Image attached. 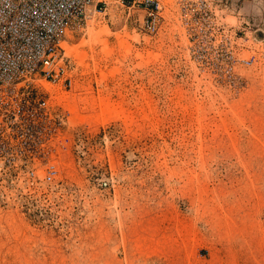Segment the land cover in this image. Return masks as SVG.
Returning a JSON list of instances; mask_svg holds the SVG:
<instances>
[{"label": "rangeland", "instance_id": "rangeland-1", "mask_svg": "<svg viewBox=\"0 0 264 264\" xmlns=\"http://www.w3.org/2000/svg\"><path fill=\"white\" fill-rule=\"evenodd\" d=\"M161 1L68 34L58 173L0 160V264H264V0H210L199 43Z\"/></svg>", "mask_w": 264, "mask_h": 264}, {"label": "built area", "instance_id": "built-area-1", "mask_svg": "<svg viewBox=\"0 0 264 264\" xmlns=\"http://www.w3.org/2000/svg\"><path fill=\"white\" fill-rule=\"evenodd\" d=\"M111 2L144 12L143 32L154 34L161 27L165 9L161 0H0L1 162H18L32 179L37 177L32 163L44 167L45 180L56 177V145L66 122L47 85L61 92L71 89L74 66L63 43L69 33L82 32ZM173 3L181 24L197 43L212 35L215 18L210 0ZM232 69H225L228 78Z\"/></svg>", "mask_w": 264, "mask_h": 264}, {"label": "crops", "instance_id": "crops-1", "mask_svg": "<svg viewBox=\"0 0 264 264\" xmlns=\"http://www.w3.org/2000/svg\"><path fill=\"white\" fill-rule=\"evenodd\" d=\"M67 37H69V35H68ZM71 38H72V37H71ZM73 38H74V37H73ZM69 39H70V38H69ZM69 39H68V40L66 39V41H65L68 45H69ZM64 48H65V47H64ZM65 53H66V49H65Z\"/></svg>", "mask_w": 264, "mask_h": 264}]
</instances>
